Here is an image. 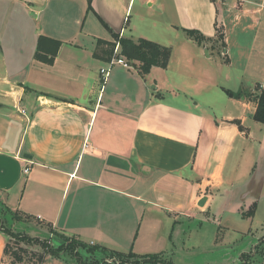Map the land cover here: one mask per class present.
<instances>
[{
    "label": "crops",
    "instance_id": "crops-1",
    "mask_svg": "<svg viewBox=\"0 0 264 264\" xmlns=\"http://www.w3.org/2000/svg\"><path fill=\"white\" fill-rule=\"evenodd\" d=\"M0 4V26L19 32L0 37V193L24 216L22 231L43 240L50 228L140 254L134 239L158 218L174 227L202 214L213 223L219 199L220 220L243 219L264 196L256 102L225 92L264 83V52H249L264 0ZM186 29L210 39L197 42ZM112 32L169 46L175 64L169 58L141 75L115 54L129 67L115 63L104 77L110 60L93 52ZM40 35L61 41L52 64L34 58ZM7 241L0 230V264H17L4 253Z\"/></svg>",
    "mask_w": 264,
    "mask_h": 264
},
{
    "label": "rangeland",
    "instance_id": "rangeland-1",
    "mask_svg": "<svg viewBox=\"0 0 264 264\" xmlns=\"http://www.w3.org/2000/svg\"><path fill=\"white\" fill-rule=\"evenodd\" d=\"M260 19L261 24L255 28L254 45L249 51L251 55L256 52H264V7L261 9ZM3 28L0 26L2 39L10 37V35L13 37L12 34L15 36L13 38H18L19 32L11 28L5 32ZM248 31H253V29L246 32ZM99 46H101L100 48H108L104 44ZM116 46L117 44L113 47L112 56L120 54V50ZM215 60L218 58L215 57ZM169 63L171 67L175 64L174 57L170 58ZM2 197L3 195L0 193V202ZM256 203L253 216L243 219L234 216L230 217L229 220L226 217L220 220L219 215L223 211L219 199L213 201L208 214L211 220L214 218L213 223L205 220V215L202 214L194 222L179 219L174 227L172 219L158 218L155 229L147 230L149 231L147 234L144 232L142 235H136L132 249L140 254L159 255L158 259L163 262L156 264H264V196L260 197ZM1 216L4 217L6 225L9 224L7 226L10 229L19 231L17 232L19 238L14 241L11 240V246L20 245L26 251L42 252V246L38 242L33 243L36 239L35 236L38 235L33 234V232L30 233V231L28 235L22 231V229L25 230L26 226L24 222L12 221L9 215ZM142 227L143 224L138 230L139 233H141ZM65 236L67 237L64 238L72 237V235ZM46 239L45 241L55 248L61 242L66 243L65 239H59L53 233H50ZM43 264H77V260L69 253L59 257L45 255ZM102 264H117V262Z\"/></svg>",
    "mask_w": 264,
    "mask_h": 264
},
{
    "label": "trees",
    "instance_id": "trees-1",
    "mask_svg": "<svg viewBox=\"0 0 264 264\" xmlns=\"http://www.w3.org/2000/svg\"><path fill=\"white\" fill-rule=\"evenodd\" d=\"M185 33L191 39L197 42H204L210 38H205L197 30H185ZM216 38L222 39L221 45H223V32L219 29L216 30ZM112 40L98 39L97 46L93 52L95 57L103 60H110L113 54V47L118 42L120 54L117 56H123L129 63H137L138 71L141 75L147 74L153 66L166 67L171 55V48L169 46L161 45L150 39L139 37L137 39L120 37L117 33L112 32ZM101 44L107 45L108 48H100ZM61 41L40 35L37 39L34 58L43 63L52 64L57 54ZM111 46V48H109ZM226 61V60H225ZM225 92L231 97H252L255 102V110L253 112V119L264 126V83H256L251 89L239 91H232L226 89ZM255 211V204L250 206L247 211H243L241 215L243 217H252ZM1 215L11 216L12 221L19 220L24 216H21L18 212L12 211L4 203L0 202V230L6 233L8 241L4 248V253L7 255L11 263L17 264H40L44 261L45 255H54L56 257L62 254L69 253L76 258L77 264H102L109 260L115 261L118 264H141V263H158L163 262L158 259L159 255L155 254H135L132 251L120 252L107 248L105 246L93 243H87L83 240L72 235L71 238L62 233L49 228V232L53 233L57 238L65 239L66 243L61 242L56 248L52 247L45 240L34 239L33 243L38 242L42 246V252L29 251L23 249L20 245L11 246V240L19 238L17 232L9 228V224L6 225L5 220ZM27 217V216H25ZM32 243V242H31ZM30 243V244H31ZM67 244V245H66ZM45 247V248H44ZM130 256V258H128ZM128 262V263H127Z\"/></svg>",
    "mask_w": 264,
    "mask_h": 264
},
{
    "label": "built area",
    "instance_id": "built-area-1",
    "mask_svg": "<svg viewBox=\"0 0 264 264\" xmlns=\"http://www.w3.org/2000/svg\"><path fill=\"white\" fill-rule=\"evenodd\" d=\"M115 63H119V64H122L123 66L125 67H129L128 63L121 57H112L108 63V66L106 68H101V74L105 77L109 71H110V68L112 67L113 64ZM24 171L27 172L28 171V166H26L24 168Z\"/></svg>",
    "mask_w": 264,
    "mask_h": 264
},
{
    "label": "water",
    "instance_id": "water-1",
    "mask_svg": "<svg viewBox=\"0 0 264 264\" xmlns=\"http://www.w3.org/2000/svg\"><path fill=\"white\" fill-rule=\"evenodd\" d=\"M26 157H30V156H27V154H24ZM206 198L205 197H201L200 200H199V206H202L205 202Z\"/></svg>",
    "mask_w": 264,
    "mask_h": 264
}]
</instances>
